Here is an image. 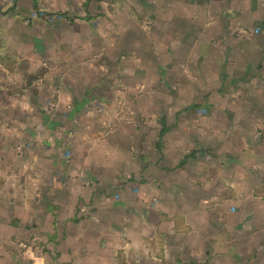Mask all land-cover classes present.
Here are the masks:
<instances>
[{
	"label": "crops",
	"instance_id": "0c3cea01",
	"mask_svg": "<svg viewBox=\"0 0 264 264\" xmlns=\"http://www.w3.org/2000/svg\"><path fill=\"white\" fill-rule=\"evenodd\" d=\"M263 19L264 0H0V264H264V121L238 134L264 117L243 89L264 63ZM189 65L199 86L239 90L230 130L158 95ZM195 130L211 137L187 146Z\"/></svg>",
	"mask_w": 264,
	"mask_h": 264
},
{
	"label": "rangeland",
	"instance_id": "374dc122",
	"mask_svg": "<svg viewBox=\"0 0 264 264\" xmlns=\"http://www.w3.org/2000/svg\"><path fill=\"white\" fill-rule=\"evenodd\" d=\"M9 1H10V3L14 2V0H9ZM35 11L38 13V11H39L38 6L35 8ZM42 14L44 17V13H42ZM54 14L55 13L53 12L51 15L53 16ZM262 25L264 26V19H263ZM263 31H264V27H263ZM51 56L52 55H48V54L40 55V57L42 58L41 62H43V63L53 62V59L51 58ZM94 56H98V55H94ZM94 56L93 55H91V57L89 56L90 59H87L85 62H89L91 60V58L93 60ZM128 57H129V55H128ZM105 60L101 59L99 61V63H106V62L109 63L107 59H105ZM189 67L190 68H188V75L190 77H187V76L183 77L182 71H179V70L171 71L170 76L172 77V79H171L172 83L160 85L158 88L159 89L158 95L160 97L162 95H163L162 97H167V96L170 97V95L173 97H177V98H180L179 96H182V95L185 97H188L189 100L185 101L183 103H180V106L177 109L182 110L184 112H187L189 110L193 111L194 115H195V119H197V120L204 119V118H209L211 120H217L221 123V129H223L225 131L230 130L231 127L237 123V120H236V117L231 116V112H230L231 96H229V95H231L232 93H236L237 91L239 92V90H237V87H234L232 85L230 86L226 83L223 86H221V88L219 86L215 87V86H211V85H207L205 87V86H202L203 85L202 83L199 86L197 83L198 77L196 76L197 70L195 68H193L192 65H189ZM207 72H211V70H208ZM231 72H232L231 70H226L225 73H223V74L229 73L232 75ZM158 73H160V72H158ZM253 73H254V76L249 77L250 79H248L249 85L245 86L243 88V89H245L246 96L248 97L247 101H245V107L252 110L253 112L255 111V113L264 112V102L259 101L260 100L259 96L260 95L262 96L263 87H264V63L262 64L261 68L257 67ZM232 77H233V75H232ZM142 78L144 79V84H143V86L138 87V89L140 90L141 95H147L150 93V88H151V86H149L150 79H152L151 73L144 71ZM130 85H132V84L130 83ZM131 88H132V86L127 85L122 91L128 92V91H130ZM205 88L207 89V91L210 92L209 96H215L216 94L224 93V95L222 94L224 99L222 101H217V102L210 101V103H209V101L202 102L200 98H201L202 93H204ZM233 88H234V91H233ZM220 89H221V91L222 90L223 91L220 92L219 91ZM203 103H205V104L209 103L210 106L204 107ZM102 104L104 105V103L100 102V105H98V106H102ZM168 105H171V104L170 103L167 104V102H164L161 100L159 103H157L155 105V107L153 108V111H157L158 115H160V114L165 115L166 112L168 110H170ZM126 106H128V104ZM96 108L100 109L98 107H96ZM151 108H152L151 103L149 101L140 102L138 110L148 109V111H150L149 109H151ZM130 113L133 115L132 111H130ZM58 115H60V122L59 123H62V125H64L63 127L65 128V132L63 131V129L61 130V132H62L61 139H63V140H62V146L60 147L61 149H59L57 147L58 152L60 153L61 157L65 161H71L74 156L72 155L73 149L70 146L72 143L70 141V139H73L75 137V131L73 132L75 126H73V128L71 127L70 130L67 129L68 126H66L65 124L69 125L71 123V118H67V119L63 118L61 116L62 113H58ZM153 116H154L153 118H151L149 116L148 119H149V121H151V120L155 121V127H157V129H158V135H157L158 141L156 140L157 141L156 144H157V146L159 145L158 151H160V149L164 148V146H165L164 140L160 137V132L162 130V126L159 123L160 117H158L156 115H153ZM164 117H167V116H164ZM195 119L187 118V122L188 123L194 122ZM137 120L140 123L141 119L139 117H137ZM142 120L144 122L145 118H143ZM238 120L240 121L239 124L243 125V127H242L243 129H241L238 134H240V133L243 134V131L248 128V126H247L248 124L256 122V120L264 121V117L255 118L252 115V117H244L243 119H238ZM135 121H136V119H135ZM69 127H70V125H69ZM262 131L263 130H260L259 133H261ZM47 133L49 134V132H47ZM148 133L149 132H146V133L144 132V135L146 136V135H148ZM70 136H72V137H70ZM186 137L189 138L186 140V143H185L188 146V144L192 143V141H193V143L194 142L200 143V139L208 142L207 140L211 137V135L197 133V130H195V132L189 131L186 135H184L183 136L184 141H185ZM251 137H253V135H251ZM184 141H183V143H184ZM34 145H35L33 147L34 151L38 150L39 148L37 149V145L36 144H34ZM225 147H227L229 150L231 149L228 144L225 145ZM42 151H44L43 147H42ZM223 151H226V150H223ZM186 152L189 153V152H191V150L187 149V147H186ZM226 153H227V151H226ZM66 169H68V168L67 167L64 168V170H63L64 173L68 172V170H66ZM7 248L8 247H6V246H0V252L1 253L7 252L8 251ZM9 253H11V252L9 251Z\"/></svg>",
	"mask_w": 264,
	"mask_h": 264
},
{
	"label": "trees",
	"instance_id": "16d2710c",
	"mask_svg": "<svg viewBox=\"0 0 264 264\" xmlns=\"http://www.w3.org/2000/svg\"><path fill=\"white\" fill-rule=\"evenodd\" d=\"M35 7H37V4H36V6ZM162 136V135H161ZM190 264H197V263H194V262H192V263H190Z\"/></svg>",
	"mask_w": 264,
	"mask_h": 264
},
{
	"label": "built area",
	"instance_id": "2783aa9c",
	"mask_svg": "<svg viewBox=\"0 0 264 264\" xmlns=\"http://www.w3.org/2000/svg\"><path fill=\"white\" fill-rule=\"evenodd\" d=\"M41 16H43V14L41 13Z\"/></svg>",
	"mask_w": 264,
	"mask_h": 264
}]
</instances>
